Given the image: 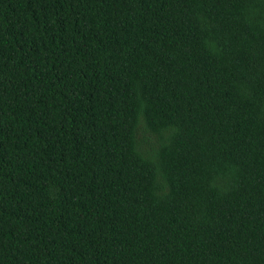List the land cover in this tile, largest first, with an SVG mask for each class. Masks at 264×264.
Here are the masks:
<instances>
[{
  "label": "trees",
  "instance_id": "obj_1",
  "mask_svg": "<svg viewBox=\"0 0 264 264\" xmlns=\"http://www.w3.org/2000/svg\"><path fill=\"white\" fill-rule=\"evenodd\" d=\"M0 264H264V0H0Z\"/></svg>",
  "mask_w": 264,
  "mask_h": 264
}]
</instances>
